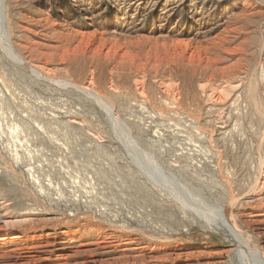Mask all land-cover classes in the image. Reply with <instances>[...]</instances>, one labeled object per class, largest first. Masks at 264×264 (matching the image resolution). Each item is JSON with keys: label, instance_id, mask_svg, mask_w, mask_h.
<instances>
[{"label": "rangeland", "instance_id": "374dc122", "mask_svg": "<svg viewBox=\"0 0 264 264\" xmlns=\"http://www.w3.org/2000/svg\"><path fill=\"white\" fill-rule=\"evenodd\" d=\"M0 16V264H264V0Z\"/></svg>", "mask_w": 264, "mask_h": 264}, {"label": "bare ground", "instance_id": "6f19581e", "mask_svg": "<svg viewBox=\"0 0 264 264\" xmlns=\"http://www.w3.org/2000/svg\"><path fill=\"white\" fill-rule=\"evenodd\" d=\"M2 1H3V0H0V12H1V4H2ZM1 23H2V16H0V24H1ZM0 32H2L1 29H0ZM2 37H4L3 33H2ZM0 42H1V40H0ZM7 43H8V42H7ZM2 44H3V46H4L5 49H7L8 51H10V50H9V47L6 46V43L4 44V43L2 42ZM8 45H9V44H8ZM7 50H6V51H7ZM8 51H7V52H8ZM86 89H87V88H86ZM111 109H112V108H111ZM114 114H115V113H114ZM259 114H260V113H259ZM111 117H112V115H111ZM260 176H262V179H261V180L263 181V182H262V181L260 180V184L262 185V187H264V172H263L262 175L260 174ZM262 189H263V188H262ZM224 228H225V229H224L225 234H228L229 236H231V235H230L231 233L229 232V231H230V228H228V226H224ZM228 230H229V231H228ZM227 231H228V232H227ZM226 232H227V233H226ZM233 243L235 244V246H238V244H236V243H238L236 240H234ZM103 246H104V245H103ZM103 248H104V247H103ZM184 255H185V254H184ZM182 257H183V255H182V256H177V257H175V258H182ZM185 257H187L186 260H183V259H182V260L177 261V262L175 261L174 264H195V263H193V261H192L191 259H189V258H191V257H190L188 254L185 255ZM184 259H185V258H184ZM154 264H157V263H154Z\"/></svg>", "mask_w": 264, "mask_h": 264}]
</instances>
